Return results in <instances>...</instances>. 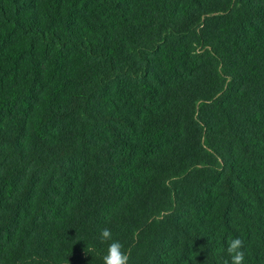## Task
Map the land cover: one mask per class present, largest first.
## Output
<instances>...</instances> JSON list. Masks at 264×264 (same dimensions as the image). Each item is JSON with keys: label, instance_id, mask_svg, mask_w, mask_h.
Returning <instances> with one entry per match:
<instances>
[{"label": "trees", "instance_id": "1", "mask_svg": "<svg viewBox=\"0 0 264 264\" xmlns=\"http://www.w3.org/2000/svg\"><path fill=\"white\" fill-rule=\"evenodd\" d=\"M264 264V0H0V264Z\"/></svg>", "mask_w": 264, "mask_h": 264}, {"label": "clouds", "instance_id": "2", "mask_svg": "<svg viewBox=\"0 0 264 264\" xmlns=\"http://www.w3.org/2000/svg\"><path fill=\"white\" fill-rule=\"evenodd\" d=\"M100 240L101 242L111 241L108 244L106 254L102 258L103 264H128L129 255L119 241L112 240L110 229L104 228L100 231ZM226 253L230 257V261H226L225 264H244V241L240 237L229 240Z\"/></svg>", "mask_w": 264, "mask_h": 264}]
</instances>
